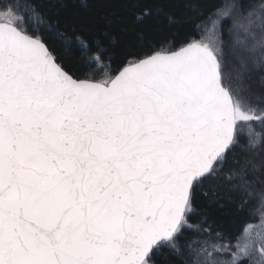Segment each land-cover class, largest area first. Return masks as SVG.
<instances>
[{
  "label": "snow or ice",
  "instance_id": "6c2138e0",
  "mask_svg": "<svg viewBox=\"0 0 264 264\" xmlns=\"http://www.w3.org/2000/svg\"><path fill=\"white\" fill-rule=\"evenodd\" d=\"M181 2L190 15L168 22L199 21L201 38L128 53L115 75V38L90 47L34 0L0 8V264H264V216L232 244L212 215L224 205H196L225 168L256 173L264 0Z\"/></svg>",
  "mask_w": 264,
  "mask_h": 264
},
{
  "label": "trees",
  "instance_id": "16d2710c",
  "mask_svg": "<svg viewBox=\"0 0 264 264\" xmlns=\"http://www.w3.org/2000/svg\"><path fill=\"white\" fill-rule=\"evenodd\" d=\"M9 0H0V8L6 6ZM232 0H221L218 6L230 3ZM258 3L259 0H253ZM40 11L45 15H50L54 20H59L62 27L66 28L69 34L79 33L82 39L94 47L96 38H115V45H109V53L112 54V75L123 67L128 53L144 54L150 50H158L169 43L179 47L195 34L196 39H200L203 30L196 29L195 23L181 22L170 24L167 14L176 16L184 20L190 12L181 0H34ZM163 8L160 15L153 13L145 16L142 20H137L136 16L143 9ZM231 24V19H229ZM57 50H62L63 45L59 42L55 44ZM79 55L86 59L90 52L76 53L72 56L75 61ZM108 62L107 54L105 63ZM87 71V69H85ZM226 72V68H225ZM227 74V72H226ZM83 78V75L81 76ZM95 79L103 78V72L94 75ZM252 102L259 111L264 108V85L257 77L251 89ZM255 134L264 136V124L256 123L251 126ZM247 136V132L242 134ZM250 164V171L255 168L256 173L241 179L229 181L227 168L219 173L220 187L213 192L206 189L208 196L205 198L200 193L196 200L199 208L208 200L222 203L224 207H214L212 215L216 220V227L225 233V241L234 244L236 237L240 236L246 224H255L264 205L261 202V193L264 192V147L256 151H249L245 154ZM243 201V211L233 214L232 209L241 207Z\"/></svg>",
  "mask_w": 264,
  "mask_h": 264
},
{
  "label": "rangeland",
  "instance_id": "374dc122",
  "mask_svg": "<svg viewBox=\"0 0 264 264\" xmlns=\"http://www.w3.org/2000/svg\"><path fill=\"white\" fill-rule=\"evenodd\" d=\"M229 70H230V69L226 67V72H227V73L229 72ZM245 132H247V127L245 128ZM262 216H264V211L261 212L258 221H257L255 224H253V225H260V224H261V218H262ZM234 244H235V243H234ZM258 256H259V254L257 253V257H258Z\"/></svg>",
  "mask_w": 264,
  "mask_h": 264
},
{
  "label": "water",
  "instance_id": "95a60500",
  "mask_svg": "<svg viewBox=\"0 0 264 264\" xmlns=\"http://www.w3.org/2000/svg\"><path fill=\"white\" fill-rule=\"evenodd\" d=\"M115 75V74H114Z\"/></svg>",
  "mask_w": 264,
  "mask_h": 264
}]
</instances>
